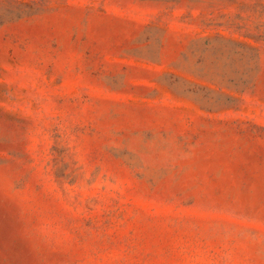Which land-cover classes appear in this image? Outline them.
<instances>
[{"label":"rangeland","instance_id":"obj_1","mask_svg":"<svg viewBox=\"0 0 264 264\" xmlns=\"http://www.w3.org/2000/svg\"><path fill=\"white\" fill-rule=\"evenodd\" d=\"M0 264H264V0H0Z\"/></svg>","mask_w":264,"mask_h":264}]
</instances>
